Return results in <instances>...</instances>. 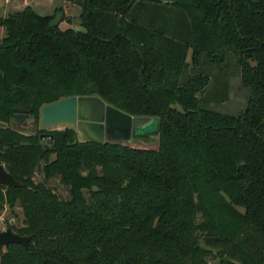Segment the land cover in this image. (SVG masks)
<instances>
[{"label":"trees","instance_id":"16d2710c","mask_svg":"<svg viewBox=\"0 0 264 264\" xmlns=\"http://www.w3.org/2000/svg\"><path fill=\"white\" fill-rule=\"evenodd\" d=\"M79 20L0 16V163L17 180L0 186V211L17 203L11 228L30 236L0 264H264V0H81ZM229 53L248 88L232 114L197 97L200 66ZM72 95L154 118L155 145L9 127Z\"/></svg>","mask_w":264,"mask_h":264},{"label":"rangeland","instance_id":"374dc122","mask_svg":"<svg viewBox=\"0 0 264 264\" xmlns=\"http://www.w3.org/2000/svg\"><path fill=\"white\" fill-rule=\"evenodd\" d=\"M81 0H0V16L22 9L24 6H30L40 15L55 14L61 18L60 28L72 27L79 28V13ZM3 30L0 27V37ZM189 62V51L186 59ZM190 67V66H188ZM202 72L207 76V82L203 90L197 94L200 103L209 109L223 113H236L244 105L248 95V88L240 82L239 68L236 66L233 54H227L221 63L204 64L200 66ZM189 70V69H188ZM9 127L25 134L37 133L47 134L54 130L69 129L73 131L74 137L78 140H84L81 132L75 125L58 123L48 127H42L37 121L21 120L10 122ZM152 129V127H149ZM124 138L117 136H106L104 139L108 142H118L129 146L153 147L156 143V135L149 134L146 136L134 137L129 131ZM44 140L46 138H43ZM35 181H44L47 186L51 187L61 198L68 197V188L60 182L58 176H52L44 179L39 168L33 173ZM9 221L11 225L19 227L22 225V212L17 203L12 206L5 204L0 211V230L4 229ZM3 250V247L0 248ZM215 261L208 260V264H214Z\"/></svg>","mask_w":264,"mask_h":264},{"label":"water","instance_id":"95a60500","mask_svg":"<svg viewBox=\"0 0 264 264\" xmlns=\"http://www.w3.org/2000/svg\"><path fill=\"white\" fill-rule=\"evenodd\" d=\"M77 111L80 118L76 120ZM33 120L28 114V109L13 115L12 121ZM38 122L42 127L52 126L58 123L75 125L84 137V140L101 143L105 136L116 132L121 138L132 135H156V121L152 117L130 116L106 104L96 96H68L53 102L41 105L38 109ZM152 127V129H149ZM52 138L51 133L40 134L39 139ZM17 185V180L6 171L0 163V186L9 187ZM12 221L0 230V248L10 243H17L28 248L29 235H21L11 228Z\"/></svg>","mask_w":264,"mask_h":264},{"label":"flooded vegetation","instance_id":"af4514ba","mask_svg":"<svg viewBox=\"0 0 264 264\" xmlns=\"http://www.w3.org/2000/svg\"><path fill=\"white\" fill-rule=\"evenodd\" d=\"M79 119H81L80 118V115H79V112L77 111V114H76V120H79ZM106 136H117V133L116 132H111V133H109V134H107ZM105 136V137H106ZM134 137H140V136H146V134H141V135H133Z\"/></svg>","mask_w":264,"mask_h":264}]
</instances>
